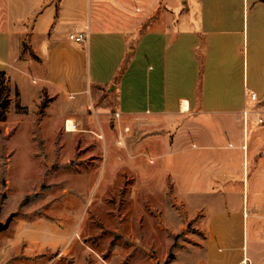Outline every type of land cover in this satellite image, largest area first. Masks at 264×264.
Listing matches in <instances>:
<instances>
[{
  "label": "crops",
  "instance_id": "1",
  "mask_svg": "<svg viewBox=\"0 0 264 264\" xmlns=\"http://www.w3.org/2000/svg\"><path fill=\"white\" fill-rule=\"evenodd\" d=\"M3 2L8 15L0 17V51L20 52L22 39L28 37L45 58V72L28 73L39 95L46 93L51 101L44 118L50 112L63 117L65 112L53 106H60L61 98L73 90L81 95L75 103L79 113L68 119L75 129L90 122L96 131L108 133V109L101 103L97 111L93 99L104 92L116 95L120 116L113 118L115 123L121 118L164 120L169 132L133 141L115 156L106 152L116 164L114 173L125 161L139 176L130 193L143 198L157 189L177 197L184 193L178 184L187 182L182 176H192L191 182L203 183L200 190L220 200V207L203 215L201 223L187 218L206 231L207 264H264V2L0 0V5ZM161 4L166 8L164 26L144 29ZM140 29L130 50L127 38ZM74 32H88V45L70 44ZM8 60H0V71H9ZM18 90L25 109L21 116H28ZM251 93L257 94L259 105L248 98ZM248 103L255 108L249 109ZM88 106L96 111L90 120L83 118ZM150 160L159 161L158 170ZM140 176H161L165 183L156 184L160 177L152 181ZM173 176L177 187L168 186ZM223 245L229 251L221 254Z\"/></svg>",
  "mask_w": 264,
  "mask_h": 264
},
{
  "label": "rangeland",
  "instance_id": "2",
  "mask_svg": "<svg viewBox=\"0 0 264 264\" xmlns=\"http://www.w3.org/2000/svg\"><path fill=\"white\" fill-rule=\"evenodd\" d=\"M5 3L0 5L1 18L8 15ZM54 4L58 7V2ZM165 10L161 4L144 29L164 26L161 16ZM140 35L141 29L127 38L130 50ZM38 49L24 37L20 52L0 51V60L10 58L11 89L9 115L0 125V221L10 220L8 230L0 233V264H207L206 231L187 218L201 223L203 215L220 207V200L200 190L203 183L191 182L192 176H182L187 182L178 184L184 193H176L177 197L158 189L149 198L133 197L131 186L139 176H134L125 161L114 173L116 164L105 155L126 151L129 143L145 136L169 132L165 121L121 118L120 124L115 123L116 95L97 92L94 107L100 111L102 103L108 109L104 121L108 133L96 131L90 122L70 133L74 123L68 119L79 113L75 103L81 95L67 91L60 106H53L65 115L50 112L44 118L51 101L46 93L39 95V86L28 76L29 72H45V58ZM18 88L28 116H21ZM247 107L255 108L250 103ZM94 111L88 106L83 118L90 120ZM105 143L112 149L107 150ZM150 165L158 170L159 161L150 160ZM140 177L152 181L160 177L156 184L165 183L161 176ZM173 183L177 187L174 176L168 186ZM220 248L221 254L229 251L226 245Z\"/></svg>",
  "mask_w": 264,
  "mask_h": 264
},
{
  "label": "trees",
  "instance_id": "3",
  "mask_svg": "<svg viewBox=\"0 0 264 264\" xmlns=\"http://www.w3.org/2000/svg\"><path fill=\"white\" fill-rule=\"evenodd\" d=\"M264 2V0H262ZM130 57L126 58L125 64L129 61ZM124 72V68L119 72L118 76L116 77L115 82L117 83ZM10 78L8 77L7 72L0 71V125L1 123L5 122L7 119L8 111L10 108V99L9 96L11 94V89L9 87ZM16 96L20 97V93L16 90ZM21 108V107H20ZM23 109V108H22ZM25 110V109H23ZM1 134V128H0Z\"/></svg>",
  "mask_w": 264,
  "mask_h": 264
},
{
  "label": "built area",
  "instance_id": "4",
  "mask_svg": "<svg viewBox=\"0 0 264 264\" xmlns=\"http://www.w3.org/2000/svg\"><path fill=\"white\" fill-rule=\"evenodd\" d=\"M70 42L85 47L89 43V33L88 32H74L69 35ZM73 97V96H72ZM250 98L252 101H256L258 99V96L256 93H251ZM120 115L116 114L115 117L118 118Z\"/></svg>",
  "mask_w": 264,
  "mask_h": 264
},
{
  "label": "water",
  "instance_id": "5",
  "mask_svg": "<svg viewBox=\"0 0 264 264\" xmlns=\"http://www.w3.org/2000/svg\"><path fill=\"white\" fill-rule=\"evenodd\" d=\"M9 226H10V220H8L5 224H3L0 221V233L3 232V231L8 230Z\"/></svg>",
  "mask_w": 264,
  "mask_h": 264
},
{
  "label": "bare ground",
  "instance_id": "6",
  "mask_svg": "<svg viewBox=\"0 0 264 264\" xmlns=\"http://www.w3.org/2000/svg\"><path fill=\"white\" fill-rule=\"evenodd\" d=\"M184 109H187V105H185L184 104V107H183ZM73 124V123H72ZM71 128H72V132H75V126H71ZM71 131V130H70Z\"/></svg>",
  "mask_w": 264,
  "mask_h": 264
}]
</instances>
